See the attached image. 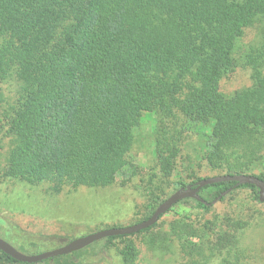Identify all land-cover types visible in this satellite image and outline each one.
<instances>
[{"label":"trees","instance_id":"trees-1","mask_svg":"<svg viewBox=\"0 0 264 264\" xmlns=\"http://www.w3.org/2000/svg\"><path fill=\"white\" fill-rule=\"evenodd\" d=\"M262 19L264 0H0V84L16 81L15 102L0 113L1 138L10 139L0 177L46 185L52 194L109 186L135 167L129 154L143 114L183 116L207 137L204 160L211 170L249 174L246 164L227 163L224 151L264 139V39L234 55L244 30ZM239 64L251 69L252 85L224 96L219 82ZM168 141L153 151L164 180L178 174L181 134ZM254 155L247 145L238 158L255 162ZM186 177L190 183L170 182L171 191L201 179ZM234 185H208L199 196L211 203L229 188L227 195L246 189L260 202L254 186ZM164 199L152 195L139 222ZM178 204L204 212L212 207L194 199ZM224 226L213 250L228 254L243 224ZM196 234L190 228L188 235ZM133 235L107 237L45 262L74 264L91 246L107 250L119 243L121 264H134ZM13 263L19 262L0 252V264Z\"/></svg>","mask_w":264,"mask_h":264},{"label":"rangeland","instance_id":"rangeland-1","mask_svg":"<svg viewBox=\"0 0 264 264\" xmlns=\"http://www.w3.org/2000/svg\"><path fill=\"white\" fill-rule=\"evenodd\" d=\"M263 39L264 19L244 30L236 43L235 57L258 47ZM251 85V69L239 64L221 79L219 91L224 96H231ZM15 88L14 79L0 84V113L13 106ZM197 128L181 115L162 119L143 114L141 123L134 130V144L129 154L134 169L125 168L116 180L102 188L79 187L52 194L46 185L30 186L0 177V238L24 254L35 255L102 229L138 223L152 195H164L166 198L173 193L170 187L173 180L181 178L190 183L192 179L186 177L190 173H193V178L225 174L224 170H211L204 160L209 149L207 137L198 133ZM209 132L206 128L205 134L209 135ZM178 134H181V151L176 160L178 174L164 180L158 174L153 151L155 146L169 143L168 140L178 137ZM0 139L1 171L10 139L8 136L1 138V133ZM247 145L255 148V162L238 158ZM224 153L227 163L246 164L245 172L264 178V139L233 144ZM226 221L243 224L237 232L239 242L228 250V254L213 250L217 232L228 230L224 226ZM180 223L185 227L178 228ZM190 228L197 233L196 236L188 235ZM130 239L136 247L134 264H183L192 259L200 264H264V203L253 200L251 192L246 189L226 195L214 203L209 212L177 203L171 212L156 222L155 227ZM119 247L120 244L115 243L103 250L99 243L72 261L74 264H121Z\"/></svg>","mask_w":264,"mask_h":264},{"label":"water","instance_id":"water-1","mask_svg":"<svg viewBox=\"0 0 264 264\" xmlns=\"http://www.w3.org/2000/svg\"><path fill=\"white\" fill-rule=\"evenodd\" d=\"M222 182H234V188L240 185L248 184L254 186L258 190V198L260 202H264V180L259 179L258 177L251 174H223L215 175L211 177L201 178L195 181L193 184H188L183 187H180L168 197H166L152 212V214L145 220H142L136 224L130 225L128 227H112L102 229L91 234L75 238L71 241H68L66 244L59 246L53 250L45 251L35 255H27L16 248L5 240L0 238V252L9 256L13 260L26 263L34 264L42 262L48 259H52L58 256H64L71 254L73 252L82 250L87 246L91 245L94 242L105 239L107 237H116V236H128L136 234L140 231L146 230L152 227L167 211H169L174 205L184 199H194L203 205H213L220 200L221 197L226 196L232 191V188L227 189L222 192L216 199L211 203H206L200 196L199 191L201 188Z\"/></svg>","mask_w":264,"mask_h":264}]
</instances>
